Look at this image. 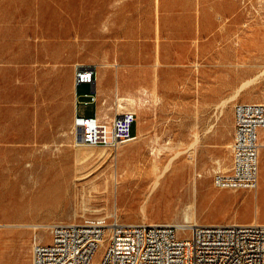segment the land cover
Returning a JSON list of instances; mask_svg holds the SVG:
<instances>
[{
    "label": "rangeland",
    "instance_id": "1",
    "mask_svg": "<svg viewBox=\"0 0 264 264\" xmlns=\"http://www.w3.org/2000/svg\"><path fill=\"white\" fill-rule=\"evenodd\" d=\"M78 63L98 71V106L82 111L137 113L136 138L117 151L80 145ZM262 67L264 0H0V225H24L0 226V264H32L35 237L50 239L37 224L178 225L191 206L194 223L264 220V147L256 189L213 182L232 164L235 105L263 102L264 78L235 91Z\"/></svg>",
    "mask_w": 264,
    "mask_h": 264
},
{
    "label": "built area",
    "instance_id": "2",
    "mask_svg": "<svg viewBox=\"0 0 264 264\" xmlns=\"http://www.w3.org/2000/svg\"><path fill=\"white\" fill-rule=\"evenodd\" d=\"M97 67L75 65V116L73 126L81 144L102 146L113 151L135 139L137 113L117 112L102 116L81 107L100 100ZM91 91L79 94L80 85ZM232 164L218 167L214 185L225 190L256 189L260 176V129L264 128V101L235 105ZM48 241L36 236L32 264H93L97 250L104 246L97 264H264V222L181 225L128 222L117 215L91 217L83 222H55L44 226Z\"/></svg>",
    "mask_w": 264,
    "mask_h": 264
},
{
    "label": "bare ground",
    "instance_id": "3",
    "mask_svg": "<svg viewBox=\"0 0 264 264\" xmlns=\"http://www.w3.org/2000/svg\"><path fill=\"white\" fill-rule=\"evenodd\" d=\"M107 63V62H106ZM110 63V62H109ZM102 66V65H101ZM115 66H116V64H115ZM104 68V67H103ZM101 72V71H100ZM264 78V67H262L257 73H256V75L255 76H253V77H250V78H247L246 80H244L240 85H239V87H237V89H236V93L238 94L239 92H242V91H244V90H247V89H249V88H252V87H255L256 85H257V83L261 80V79H263ZM98 90H99V84H98ZM75 91V90H74ZM101 92V91H100ZM235 94V93H234ZM234 94H233V96H234ZM129 96V95H128ZM233 96H232V98H233ZM262 96L264 97V91L262 92ZM132 97H133V95H132ZM126 98V97H125ZM138 98V97H137ZM228 98V97H227ZM118 99V98H117ZM120 100H123V98H121L120 97ZM132 100V99H131ZM140 100V99H139ZM229 100V99H228ZM227 99L226 100H223V102H222V105H226L227 104V101H228ZM121 102V101H120ZM125 102H126V100H125ZM103 103V102H102ZM131 103V102H130ZM124 104V103H123ZM128 104V103H127ZM132 104V103H131ZM122 105V104H121ZM129 105V104H128ZM123 106V105H122ZM132 106V105H131ZM103 108V107H102ZM101 108V109H102ZM103 114V113H102ZM104 114H105V112H104ZM106 115H108V114H106ZM136 138V137H135ZM263 138V137H262ZM155 140H157V139H155ZM80 145H82L81 144V142H80ZM262 147H264V140H262L261 139V149H260V157H261V163H262V153H261V151H262ZM153 148H154V146H153ZM125 149V148H124ZM155 149V148H154ZM159 149V148H158ZM157 149V150H158ZM127 150V149H126ZM156 150V149H155ZM156 150V151H157ZM160 150V149H159ZM191 151H193V150H191ZM122 152V151H121ZM179 155V154H178ZM174 156H176V155H174ZM173 156V157H174ZM172 157V156H171ZM172 157V159L170 160V163H168V164H165L166 165V167L164 168L163 167V169L164 170H162L160 173H159V176L158 177H156V178H154V179H152V182L154 183V187L153 188H155V185L156 184H158L159 182H160V178L167 172V169H170L171 168V165L173 164V163H175L174 162V160L176 159V157L175 158H173ZM162 157H158V154H157V156L156 157H154V159L156 160V161H159L160 159H161ZM196 158V157H195ZM194 158V159H195ZM181 160L182 161H184V162H182V163H180V164H178L179 166H178V169H177V171H176V173L175 174H178V173H182V172H184V170H185V166H186V159H182L181 158ZM218 160V159H217ZM216 160V161H217ZM169 161V160H168ZM180 161V160H179ZM218 162L219 163H221L220 162V160H218ZM189 163H194V161L193 160H189ZM156 164V163H155ZM153 167H154V165H153ZM156 167H158V166H156ZM224 167V166H223ZM210 168V167H209ZM226 168V167H225ZM156 169H159V168H156ZM158 171V170H157ZM262 172H264V166L261 168V174H262ZM155 173V172H154ZM113 175H114V177L116 176L115 175V173H114V171H113ZM113 177V176H112ZM190 179V178H189ZM194 179V178H193ZM196 179V178H195ZM194 179V180H195ZM77 180V179H76ZM74 182V181H73ZM116 187V186H115ZM152 187V186H151ZM197 186H196V184H195V190H197V188H196ZM114 191V190H113ZM194 193V192H193ZM191 206V205H190ZM115 207V206H114ZM115 209V208H114ZM116 209H118V208H116ZM115 209V210H116ZM194 206H191V207H188V209L186 210V212H185V217H186V221L184 222V223H181V224H178V225H181L182 227H183V229H187L188 228V226L189 225H191L192 223H194V217H193V215H194ZM3 227H8V228H10V227H23L24 225L23 224H17V223H5V224H1ZM0 225V226H1ZM48 224H44V225H40V224H37V225H32V227H34L35 229H37V228H41V227H44V226H47ZM9 231V230H8ZM1 255V254H0Z\"/></svg>",
    "mask_w": 264,
    "mask_h": 264
},
{
    "label": "crops",
    "instance_id": "4",
    "mask_svg": "<svg viewBox=\"0 0 264 264\" xmlns=\"http://www.w3.org/2000/svg\"><path fill=\"white\" fill-rule=\"evenodd\" d=\"M135 129V132H137V126L136 124L133 126V131ZM264 130V128L260 129V131ZM135 134V133H134ZM231 191H243V190H231ZM240 222H251L255 220H259L260 222H264V220L260 219L258 216L250 215L246 218L240 219Z\"/></svg>",
    "mask_w": 264,
    "mask_h": 264
}]
</instances>
